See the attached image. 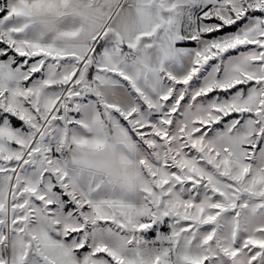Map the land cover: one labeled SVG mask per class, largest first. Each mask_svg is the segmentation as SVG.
<instances>
[{"label":"snow or ice","instance_id":"obj_1","mask_svg":"<svg viewBox=\"0 0 264 264\" xmlns=\"http://www.w3.org/2000/svg\"><path fill=\"white\" fill-rule=\"evenodd\" d=\"M0 264H264V0H0Z\"/></svg>","mask_w":264,"mask_h":264}]
</instances>
